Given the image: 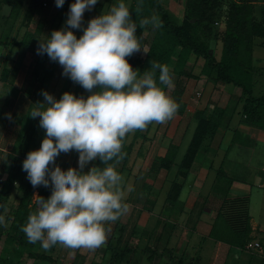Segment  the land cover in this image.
Listing matches in <instances>:
<instances>
[{
    "label": "rangeland",
    "instance_id": "1",
    "mask_svg": "<svg viewBox=\"0 0 264 264\" xmlns=\"http://www.w3.org/2000/svg\"><path fill=\"white\" fill-rule=\"evenodd\" d=\"M19 1L21 5L12 16L8 4L4 5L2 4L4 0H0V40L4 41V44L0 46V66L9 68L6 80L0 82V126L2 127L0 131V174L3 176L2 185L4 186L1 195L5 193L4 190L8 184L16 182L14 197L12 196L13 199L9 201L10 204L5 208L7 211L4 212L7 226L0 224L1 235L11 225L14 212L19 204H25L26 208L23 214L25 220L21 222V228L26 224L29 214L36 208L34 202L38 190L43 193L45 199L50 197L52 192L51 183L48 187L41 185L34 188L22 167L27 154L32 150L39 149L46 135V131L40 127L39 117L29 116L31 109L38 106L36 103L44 101L43 91L52 94L56 99H59L66 91L77 97L86 98L90 95L80 84L63 74V67L58 61L51 60L46 53L38 54L40 39H47L54 30L67 29L66 21L70 5L74 0H64L62 7L56 6V0ZM32 1H34V5H37L31 6L33 9L28 18L25 12L27 7L31 8L29 4L33 3ZM42 1L45 3L44 6L41 5ZM159 1L167 10H170L174 21L178 22L181 19L184 0ZM225 1L228 0H221L222 3ZM255 2L264 5V0H255ZM117 3L119 0H97L94 7L86 9L81 27L72 29L77 38L83 34L84 28L93 17L107 12L113 4ZM124 3L128 6L129 0H124ZM152 14L153 12L150 13L149 18L152 17ZM153 31L154 28L151 25L142 28L139 42L143 48L147 49ZM254 45L263 47L258 51L264 56V41L262 43L259 41ZM211 47L213 54L218 58V46L211 43ZM144 53L141 49L131 57H142ZM173 57H175V53H173ZM192 59L191 57L185 63L184 73L198 75L200 61H196L191 66ZM171 78V87L160 83L158 86L163 88L177 104L180 105L182 102L184 104L183 111L181 114H175L172 119L163 124L151 123L145 130L129 133L124 138L123 146L129 147L127 157L125 161L116 162L114 166L124 178L125 189L131 187L132 191L127 192L126 199L123 201L128 205V211L115 222L105 224V243L94 250L71 249L57 244L45 251L37 242L32 245V251L51 258V262L40 260L38 262L41 264H112V250L124 246L130 248V253L127 256L128 262L121 264H169L167 257H171L175 264L177 259H181L180 262L186 264L194 258L193 255H189L188 250L181 252L180 248L186 240V247L190 249L192 240H190V236H187V231L193 222L192 212L197 210L199 201L190 206V203H186V201H179V197L174 203L165 199L170 183L172 181L181 182V179L174 174L175 167H170L169 170L161 168L159 166L160 159L169 145L178 147L180 143L175 158V161H178L189 139L190 130L195 126L196 122L193 118L195 111L222 109V112H218L214 117L220 120V125L215 130L216 134L222 124L223 117L230 110L228 107L221 108V106L226 104L225 101H228V104L232 106L237 100L241 106L244 96L241 95L238 87L214 82L204 76L193 79L187 75L175 76L172 74ZM251 79L253 82H257L255 84L252 82L254 86L253 90L251 88L252 94H264V86L261 88L264 76L255 72ZM13 89L16 90L15 93H13ZM234 100L236 101L234 102ZM9 115L11 119H9ZM232 115L234 117L237 113ZM239 116L241 117L240 112ZM8 135L9 137H7ZM78 158L79 153L75 150L67 153L61 152L56 157L55 164L49 165V168L51 170L59 165L65 171L69 167L79 170ZM93 165L94 161H91L83 171H88ZM190 189L188 187L181 188L179 196L186 197V194L191 191ZM210 204L212 205V203ZM184 208L188 218L186 213H183L182 216L178 215ZM259 214L260 212H258ZM260 240L262 238L256 241L259 245H261ZM164 245L170 251L168 254H162L158 258L156 253L151 255L152 260L147 259L149 252L145 248L159 250ZM172 247H175L176 252L171 251ZM259 249L255 250L257 252L252 251L247 256L249 264H264V248ZM180 253H182L181 258H178ZM32 263V259L23 257L18 264Z\"/></svg>",
    "mask_w": 264,
    "mask_h": 264
},
{
    "label": "clouds",
    "instance_id": "2",
    "mask_svg": "<svg viewBox=\"0 0 264 264\" xmlns=\"http://www.w3.org/2000/svg\"><path fill=\"white\" fill-rule=\"evenodd\" d=\"M96 3L74 0L67 29L54 30L47 39H40L38 46V54L46 53L58 61L63 74L90 93L85 98L66 91L56 99L43 91L44 101L29 113L32 118L39 117L46 135L40 148L27 154L22 167L34 188L51 183L52 192L47 199L37 195L36 208L21 231L29 243L39 242L45 251L57 244L94 250L105 243V224L128 211L123 201L132 191L131 187L125 189L123 176L109 161L123 159L127 134L145 130L151 123L163 124L178 109L155 77L158 70L159 83L171 87L166 65L152 62L151 70L140 74L128 62L127 57L141 49L148 51L137 38V22L131 19L124 0L93 17L77 38L72 29L81 27L85 10ZM63 4L64 0H56L57 7ZM141 8L142 4L136 7L137 14ZM148 25L159 28L162 21L157 16L139 20L141 28ZM71 150L79 153V170L69 167L65 171L59 165L50 170L61 152ZM95 160L105 167L93 165L83 171ZM0 224L7 226L3 215Z\"/></svg>",
    "mask_w": 264,
    "mask_h": 264
},
{
    "label": "trees",
    "instance_id": "3",
    "mask_svg": "<svg viewBox=\"0 0 264 264\" xmlns=\"http://www.w3.org/2000/svg\"><path fill=\"white\" fill-rule=\"evenodd\" d=\"M32 2L29 4L30 7L37 5H34V1ZM6 3L10 9V15L14 16L21 5L20 1L4 0V3L2 2L4 5ZM141 4V11L137 14L135 9ZM41 5H45L44 1ZM128 7L131 19L137 22L138 39L142 30L139 26L140 19L149 17L153 12L152 16H157L162 21L161 27L154 28L146 49L148 52L142 57H127L134 70L143 74L144 71L151 70L152 62H158L169 68L170 75H187L193 79L204 76L214 82L238 87L241 95L244 96L239 110L244 121L264 129V94L254 95L251 90L253 82L251 77L255 73L251 63V51L256 43L255 40L259 39L260 43L264 41V6L256 9L255 0H228L225 3L221 0H184L182 16L178 22L172 19L171 12L159 0H129ZM26 9L25 15L29 18L33 8L27 7ZM15 43L10 44L16 45ZM211 43L218 46V58L213 54ZM2 44L4 41L0 40V46ZM191 57L193 58L190 62L191 66L196 61H200L198 75L184 73L185 63ZM7 74V70L3 68L0 80L4 82ZM155 77L158 84V70ZM12 91L15 93L16 90ZM177 105L178 109L175 114H181L184 104L181 102ZM218 112L221 113L222 109L195 111L193 114L195 126L178 161H175L178 153L177 145H169L160 159L161 168L169 170L170 167H175L174 174L181 179V182L172 181L170 183L165 196L167 201L174 203L178 199L183 180L189 173L196 153L213 138L215 130L220 125V120L214 118ZM128 150V146H123L121 150L123 159L119 162L125 161ZM109 163L115 165L116 161H109ZM94 165L100 168L105 167L99 160H95ZM38 195L43 197L40 190H38ZM3 208L4 204L0 201V215ZM25 209V204H19L14 212L11 225L2 235L0 234V264H18L23 257L32 259V264H41L39 260L51 262L49 256L32 251L33 244L28 242L27 237L21 231L20 224L25 220L23 215ZM246 209V198L223 197L216 209L215 219L219 225L213 226L210 234L216 236L221 233L225 242L244 248L247 241L251 239ZM145 250L149 252L147 256L149 261L153 259L151 255L157 253L159 258L160 255L170 252L164 247L159 250L152 248H145ZM129 253L130 248L126 246L113 249L112 264L128 262ZM180 261L181 259H177L176 264H182ZM167 262L175 264L171 257H167Z\"/></svg>",
    "mask_w": 264,
    "mask_h": 264
},
{
    "label": "crops",
    "instance_id": "4",
    "mask_svg": "<svg viewBox=\"0 0 264 264\" xmlns=\"http://www.w3.org/2000/svg\"><path fill=\"white\" fill-rule=\"evenodd\" d=\"M255 6L258 9L264 5L255 2ZM168 11L170 10L168 9ZM259 41V39L255 40L256 43ZM259 48L262 49L263 47L253 46L251 63L255 72L264 76V56L258 51ZM3 68L8 72L9 68L7 66H0V74ZM255 83L257 82H253V84ZM262 86H264V83L261 84V88ZM253 87L252 85V90ZM225 103L220 106L221 108L228 107V110L230 109L229 113L223 117L222 124L215 136L196 153L189 173L186 179L183 180L182 189L186 187L189 189L192 187V189L186 194V197L179 196V201H186V203H190V206L199 201L197 210L192 212L193 222L187 231V236H190L189 238L192 240L190 249L186 247V240L180 248L181 252L188 250L189 255H193L194 258L188 262L190 264H249L247 256L252 251L257 252L255 250H260L255 248L248 251L243 246L231 245L225 242L221 237V233L216 236L210 234L212 227L219 225H217L215 219L216 209L223 197L230 199L246 198V210L250 227L249 235L251 236V239L247 242L258 241L262 238L260 248H264V129L245 122L244 117L239 116L240 103L238 104V100L232 106L228 104V101H225ZM234 113H237V115L233 117L232 114ZM1 130L2 127L0 126ZM178 145L180 146V143ZM3 187L0 183V201L4 204L1 215L5 217V208L14 197L16 182L13 181L12 184H8L6 190H4L5 193L1 195ZM258 212H260L259 215ZM183 213L187 214L185 208L181 209L178 215L182 216ZM171 251L176 252L175 247ZM181 254H177V257L181 258Z\"/></svg>",
    "mask_w": 264,
    "mask_h": 264
},
{
    "label": "built area",
    "instance_id": "5",
    "mask_svg": "<svg viewBox=\"0 0 264 264\" xmlns=\"http://www.w3.org/2000/svg\"><path fill=\"white\" fill-rule=\"evenodd\" d=\"M2 181H3V176L0 174V183H2ZM244 248H245V249H248V250H250V249H255V248L259 249V248H260V245H259V243L256 242V241H254V242H247V243L244 245Z\"/></svg>",
    "mask_w": 264,
    "mask_h": 264
}]
</instances>
